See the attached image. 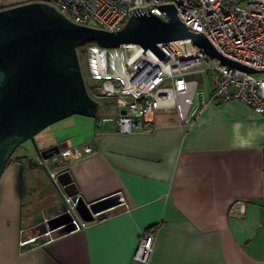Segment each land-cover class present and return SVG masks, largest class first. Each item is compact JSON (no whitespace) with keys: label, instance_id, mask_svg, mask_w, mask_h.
I'll list each match as a JSON object with an SVG mask.
<instances>
[{"label":"crops","instance_id":"crops-1","mask_svg":"<svg viewBox=\"0 0 264 264\" xmlns=\"http://www.w3.org/2000/svg\"><path fill=\"white\" fill-rule=\"evenodd\" d=\"M28 1L0 0V8ZM197 77L207 92L205 75ZM151 124L121 132L96 117L80 139L69 124L61 143L90 151L50 168L67 170L87 203L120 201L86 227L69 221L23 246L19 239L41 233V217L56 214L67 194L35 151L16 155L0 176V264H264V116L228 99L191 123L157 109ZM141 231L154 234L146 262L133 258Z\"/></svg>","mask_w":264,"mask_h":264},{"label":"built area","instance_id":"built-area-1","mask_svg":"<svg viewBox=\"0 0 264 264\" xmlns=\"http://www.w3.org/2000/svg\"><path fill=\"white\" fill-rule=\"evenodd\" d=\"M48 4L74 23L105 30H117L133 13L145 7L163 20L159 4L172 3L184 23L204 34L224 56L253 68H264V0H47ZM165 53L159 59L150 48L138 43L104 47L97 43L84 46L90 88L107 100L96 112L102 124H112L121 132L149 131L157 109H174L180 121L191 123L205 105L236 99L264 116V70L244 72L221 63L197 46L190 37L158 42ZM204 74L208 91L200 85ZM123 110V112H122ZM83 145L64 146L49 157L35 156L57 187L56 174L50 168L54 160L64 162L88 153ZM40 156V157H39ZM66 211L73 229L86 227L89 221L78 217L75 200L65 195ZM47 219V218H46ZM44 219V221L46 220ZM52 230L19 239L20 246L42 237L51 239ZM22 229L19 230V233ZM154 234L141 231L133 258L146 262L153 250Z\"/></svg>","mask_w":264,"mask_h":264},{"label":"water","instance_id":"water-1","mask_svg":"<svg viewBox=\"0 0 264 264\" xmlns=\"http://www.w3.org/2000/svg\"><path fill=\"white\" fill-rule=\"evenodd\" d=\"M158 7L167 20L146 6L136 7L123 26L112 31L74 23L43 0L0 8V176L13 151L27 139L42 157L53 156L65 146L37 148L33 137L45 126L72 114L95 116L98 101L88 92L77 56V47L86 42L104 47L138 43L161 59L165 53L158 42L190 37L221 63L244 72L264 70L222 55L202 32L184 23L172 3ZM52 159L53 166L62 163ZM56 179L63 192L75 200V210L82 220L99 219L106 215L105 208L120 201L117 195H111L87 203L77 193L67 170L59 171ZM62 204L45 221L41 217L36 226L42 228L40 232L60 228L71 220L66 204Z\"/></svg>","mask_w":264,"mask_h":264},{"label":"rangeland","instance_id":"rangeland-1","mask_svg":"<svg viewBox=\"0 0 264 264\" xmlns=\"http://www.w3.org/2000/svg\"><path fill=\"white\" fill-rule=\"evenodd\" d=\"M77 56H78L81 72L85 81V85L87 86L89 94L99 101V107L102 106L103 104L109 105L110 103H107V100L103 99L100 96H97L90 88L88 71L86 66V53L84 47L77 48ZM94 120H96V114L94 117L72 114L70 116H67L66 118H62L56 122H53L45 126L40 131H38L33 137V142L37 148H44L53 144H61L62 141L67 140L70 136L69 134L70 131L68 129L69 124H72L70 126L74 127L72 129L73 131H76L75 129L78 128L80 129L79 133L76 136L73 135L72 138H79V139L83 138L84 136H86L89 125ZM98 123L99 122H97V124ZM34 151L35 150L32 141L30 139H27L22 143H20L18 147L13 151V156L15 157L16 155L19 154L33 155L32 153ZM48 186L49 189L51 190L52 195L54 196L59 195L58 192L56 191L57 188L52 186L50 183Z\"/></svg>","mask_w":264,"mask_h":264},{"label":"trees","instance_id":"trees-1","mask_svg":"<svg viewBox=\"0 0 264 264\" xmlns=\"http://www.w3.org/2000/svg\"><path fill=\"white\" fill-rule=\"evenodd\" d=\"M91 43H94V41H90V42H86V43H84L83 45H81V46H79V47H84V46H86V45H89V44H91ZM78 48V47H77ZM14 158V156H13V153L11 154V159H10V161L12 160ZM73 228V227H72Z\"/></svg>","mask_w":264,"mask_h":264}]
</instances>
